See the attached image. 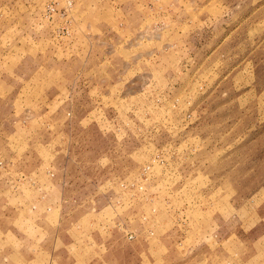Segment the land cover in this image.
I'll use <instances>...</instances> for the list:
<instances>
[{
  "label": "rangeland",
  "instance_id": "rangeland-1",
  "mask_svg": "<svg viewBox=\"0 0 264 264\" xmlns=\"http://www.w3.org/2000/svg\"><path fill=\"white\" fill-rule=\"evenodd\" d=\"M33 3L0 42V264L264 226V0Z\"/></svg>",
  "mask_w": 264,
  "mask_h": 264
},
{
  "label": "crops",
  "instance_id": "crops-1",
  "mask_svg": "<svg viewBox=\"0 0 264 264\" xmlns=\"http://www.w3.org/2000/svg\"><path fill=\"white\" fill-rule=\"evenodd\" d=\"M33 1L0 0V42H2L3 34H6L5 32L7 31L14 32L13 35L8 37L13 38L12 42H18L19 37H21V35H18V32L19 34L22 32L25 35H29L33 40L36 39L33 36L32 30L37 27L36 14L38 10L40 11V8L37 10ZM75 12L76 15L82 13L81 10H76ZM140 18L133 15L131 17L133 21L129 22L127 26L139 25ZM72 23L76 24V26L91 25L90 20L85 22L80 14L79 18H72ZM99 25L103 26L106 23H99ZM49 230L52 231V229ZM43 231L45 233V229ZM202 234V238H204L202 242L196 244L197 246L192 245L191 248L189 246V249H186L183 255L182 251L179 250L178 243L176 241L174 243L173 241L175 238L173 239L172 237L171 240L169 239V249L164 259L151 256L147 261L143 255L145 251H150V245H143L142 242L128 244L129 249L124 245V248L121 249L123 252L115 257L113 253L117 248L112 243L108 244L104 257L95 253L92 255L93 258L86 261L85 264H264V226L253 227V230L247 233L246 236L240 228L230 231L224 226H218L216 229L208 228L205 231L203 228ZM66 235L63 229L60 232L59 229L54 230L52 235L47 232L48 238H56L55 241L58 240L59 242L56 245L45 248L53 252L51 253V258L44 262L36 263L83 264L76 254L79 244L70 238L66 239ZM171 235L173 236L174 234L171 232ZM213 240L215 242H212ZM133 246H136L135 251L138 257L136 260L131 261L130 249ZM125 249H128L127 253ZM155 249L158 251L157 245H155Z\"/></svg>",
  "mask_w": 264,
  "mask_h": 264
},
{
  "label": "built area",
  "instance_id": "built-area-1",
  "mask_svg": "<svg viewBox=\"0 0 264 264\" xmlns=\"http://www.w3.org/2000/svg\"><path fill=\"white\" fill-rule=\"evenodd\" d=\"M50 7L53 8V5L51 4Z\"/></svg>",
  "mask_w": 264,
  "mask_h": 264
}]
</instances>
